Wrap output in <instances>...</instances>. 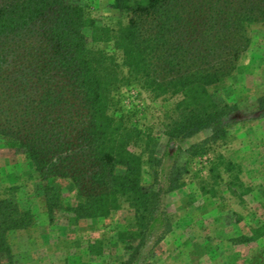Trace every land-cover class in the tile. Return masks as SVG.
<instances>
[{"label":"trees","instance_id":"obj_1","mask_svg":"<svg viewBox=\"0 0 264 264\" xmlns=\"http://www.w3.org/2000/svg\"><path fill=\"white\" fill-rule=\"evenodd\" d=\"M109 8L118 16L102 23L73 0H0V137L41 181L72 184L76 204L65 211L76 220L107 218L126 204L134 226L119 239L137 254L160 218L162 195L184 185L188 168L175 160L161 188L158 139L120 113L115 95L136 87L153 101L177 98L163 121L168 140L210 134L183 151L188 160L225 142L236 107L209 89L231 77L251 28L264 25V0H112ZM253 108L264 117V96ZM220 166L240 183V167L223 157L210 168L214 178ZM43 191L51 216L62 196L52 186ZM31 222L13 198L0 200V264L11 258L9 235ZM165 222L155 245L171 230ZM252 234L242 242L264 236V225Z\"/></svg>","mask_w":264,"mask_h":264},{"label":"rangeland","instance_id":"obj_2","mask_svg":"<svg viewBox=\"0 0 264 264\" xmlns=\"http://www.w3.org/2000/svg\"><path fill=\"white\" fill-rule=\"evenodd\" d=\"M73 2L102 23L118 16L109 8L112 0ZM84 34L93 47L89 30ZM250 36V47L231 77L209 89L215 101L236 111L227 120V140L208 146L204 155L188 160L183 151L208 138V131L186 141H169L164 135L165 113L177 98L153 101L136 87H124L115 95L120 113L158 139L160 187L166 189L175 160L188 168L184 185L162 195L160 218L137 254L119 239V233L134 226L126 204L107 218L76 220L65 211L76 204L72 184L59 178L41 181L32 163L0 137V200L13 198L21 211L32 215L27 229L9 235L11 258L3 264H264V236L242 242L264 225V117L253 108L255 100L264 96V25L252 27ZM219 157L240 167V183L235 172L225 173L221 166L219 178H214L217 173L211 174L210 168ZM143 181L146 186L152 183L147 167ZM45 186L56 188L62 196L51 216ZM165 221L171 230L155 245Z\"/></svg>","mask_w":264,"mask_h":264}]
</instances>
